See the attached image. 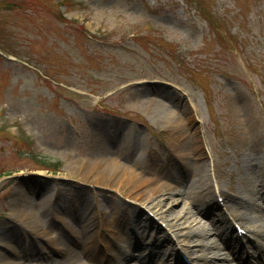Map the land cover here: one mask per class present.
I'll list each match as a JSON object with an SVG mask.
<instances>
[{"label":"rangeland","instance_id":"1","mask_svg":"<svg viewBox=\"0 0 264 264\" xmlns=\"http://www.w3.org/2000/svg\"><path fill=\"white\" fill-rule=\"evenodd\" d=\"M0 52L6 55L0 57V236L8 241L0 245L6 246L0 264H51L44 252H55L15 216L17 209L26 212L36 226L42 198L50 200L46 235L58 233L54 222L64 228L62 222L73 223V216H102L101 206L120 231L135 232L139 241L158 235L162 252L184 254L182 237L152 211L127 197L124 206L119 194L79 178L71 167L75 160L88 161L89 131L103 119L124 123L116 137L136 129L145 148L149 142L164 150L160 140L169 130L153 124L126 97L128 88H146L145 98L164 101L171 95L195 102L194 126L205 151L203 177L227 192L258 188L256 176L264 174V0H0ZM220 94L228 105H241L253 116L251 166L239 160L244 143L236 141L238 151L226 131L230 125L224 119L227 108L218 105ZM41 160L57 162L58 171L41 168ZM218 201L219 210L226 211L221 197ZM257 203L264 206L262 199ZM181 206L196 212L187 199L175 208ZM241 214L264 235L257 210ZM119 216L129 225H117ZM211 217L195 216L206 226ZM141 218L148 222L145 231ZM243 230L242 239L253 237ZM209 237L224 247L219 236ZM199 253L187 252L189 264H200ZM220 254L217 263L238 264L229 248Z\"/></svg>","mask_w":264,"mask_h":264},{"label":"bare ground","instance_id":"2","mask_svg":"<svg viewBox=\"0 0 264 264\" xmlns=\"http://www.w3.org/2000/svg\"><path fill=\"white\" fill-rule=\"evenodd\" d=\"M146 92V88L143 87L133 91L128 88L126 97H131L137 102L153 124L169 130L162 138L164 151L160 153L159 149L151 148L146 155L144 137L138 130L133 129L130 133L128 129L121 137H116L124 123L119 124L115 119H103L100 125L94 124L89 131L90 141L86 142L88 148L85 153L88 161L85 163L75 160L71 163L75 174L81 179L92 180L93 184H103L104 188L117 191L124 206L127 203L125 197L136 199L139 204L162 220L176 238L182 237L183 249L189 253L200 252L196 257L200 264H227L217 263L215 258L222 257L223 254L219 251L221 247L209 237L211 233L222 239L224 247L232 251L238 263L243 264L245 261L264 263V235L257 233L253 225L250 226L249 219L241 214L243 209L254 208L260 213L256 216L264 219V207L257 203L258 199H264V174L256 176L258 188L245 187L241 192L233 190L226 193L218 183V193L226 203L230 217L238 225L251 229L255 235L254 239L246 238L243 241L238 234L233 233L227 214L220 212L215 215L214 210H217L219 205L215 201L209 180L203 177L206 170L205 152L202 148L200 128L194 126L196 115L199 114L196 103L187 100L184 103L179 102L171 95L166 96L164 101L153 97L145 98L143 96H146ZM221 94L216 96L219 97L218 105L227 108L224 119L230 126H227L226 131L235 142L244 143L246 151L240 153L239 160L244 159L251 166L252 155L256 151L250 135V132H253V116L241 105H228ZM179 169L182 170L179 172ZM189 177L193 180L188 182V185L190 184L188 188H183V181ZM254 184L255 182L252 186ZM24 190L27 192V188ZM57 193L58 190L53 195ZM193 197L202 201L204 206L195 203ZM18 199L20 200V197ZM23 199L22 197L21 200ZM185 199L192 201L197 213L212 216L210 226L201 224L188 207L175 208ZM101 201L104 203L105 200ZM49 202V199L44 198L38 202L40 214L36 218V226L27 219L26 212L17 209L15 216L36 238H42L55 252H44L51 264H175L179 261L175 251L168 254L161 251L158 235H153L152 238L140 237L139 241V237L131 236L127 231H120L112 226V221L108 216H104L105 208L101 206L98 207V214H102L97 216L98 226L95 216L85 218L78 215L72 218L78 229L74 228L73 223L65 221L62 222L64 228L56 226L58 233L46 235ZM141 222L145 231L148 222L145 223L142 218ZM124 224L128 226V220L124 216H119L117 225ZM107 235L112 238H109L108 242L105 241ZM194 237L196 239L193 241ZM7 242L5 237L0 236V245ZM102 243L104 248L99 246ZM2 248L6 246H2L0 250ZM172 255L175 258L174 263L169 262ZM14 262L3 261L4 264H17Z\"/></svg>","mask_w":264,"mask_h":264},{"label":"trees","instance_id":"3","mask_svg":"<svg viewBox=\"0 0 264 264\" xmlns=\"http://www.w3.org/2000/svg\"><path fill=\"white\" fill-rule=\"evenodd\" d=\"M41 163H43V164H41V166H44V167H50V166L55 165V163L50 164V163H48V162H46V161H44V160H42ZM51 168H52V169H55L54 166L51 167Z\"/></svg>","mask_w":264,"mask_h":264}]
</instances>
